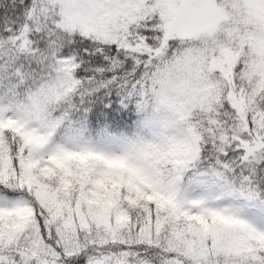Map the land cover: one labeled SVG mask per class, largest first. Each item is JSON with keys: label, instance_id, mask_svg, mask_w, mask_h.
<instances>
[{"label": "snow or ice", "instance_id": "1", "mask_svg": "<svg viewBox=\"0 0 264 264\" xmlns=\"http://www.w3.org/2000/svg\"><path fill=\"white\" fill-rule=\"evenodd\" d=\"M0 264H264V0H0Z\"/></svg>", "mask_w": 264, "mask_h": 264}]
</instances>
